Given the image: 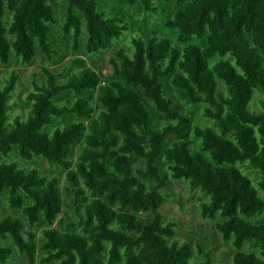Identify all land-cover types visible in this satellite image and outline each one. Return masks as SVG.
<instances>
[{"label": "trees", "instance_id": "obj_1", "mask_svg": "<svg viewBox=\"0 0 264 264\" xmlns=\"http://www.w3.org/2000/svg\"><path fill=\"white\" fill-rule=\"evenodd\" d=\"M52 1L0 0L1 64L11 54L24 66L60 57L51 42ZM136 1L157 14L152 0H128ZM175 4L181 8L164 27L176 32L178 47L134 37L132 54L119 48L106 72L81 58L61 70L42 67V79H31L25 118H10L19 74L4 80L0 199L20 217H0V264L14 253L27 264H214L201 245L194 248L203 260L193 261V246L177 241V224L159 213L171 181L206 199L203 217L221 219L215 229L234 250L233 264H264V0ZM65 7L62 33L76 53L83 46L102 54L128 30L94 0H65ZM168 86L186 104L202 105L200 117L212 122L192 127L196 147L173 139L191 122ZM32 161L64 171V186L20 165ZM245 164L257 182L238 168Z\"/></svg>", "mask_w": 264, "mask_h": 264}, {"label": "rangeland", "instance_id": "obj_2", "mask_svg": "<svg viewBox=\"0 0 264 264\" xmlns=\"http://www.w3.org/2000/svg\"><path fill=\"white\" fill-rule=\"evenodd\" d=\"M98 4L100 10L107 11L110 17H118L122 19L128 26V30L120 37V39L113 42V47L103 52L102 54L88 55L84 51V48L80 49L78 53L71 50L70 38H65L62 33V24L65 19V0H53L50 4L56 15V24L52 27L51 42L56 50H59L61 55L59 58H55L51 65H47L45 59L41 56L36 57L30 65L24 66L18 59H15L11 54L8 64L3 65L0 63V86L4 84V80L8 78L12 71H16L20 76V81L17 90L12 100V104H15V108L10 113V118L13 119L16 116L25 118L30 110V105L26 101V96L32 91L31 79L34 76L40 81L42 79L41 68L48 67L51 69L61 70L63 68L70 67V60L75 58H81L85 60L89 66L93 69L101 68L103 72L108 69V60L115 54L119 48H124L128 54H132L133 48L131 39L134 37L147 38L156 36L159 38L169 39L174 46L178 47L176 40V32L164 27V21L171 18L178 9L176 7L175 0H152L154 5L158 8V12L155 15L145 14L142 11V7L138 1L133 5H129L128 0H94ZM195 44H201L202 42H194ZM74 66H71L73 69ZM168 93L176 99L179 105L183 106V112L188 116L191 122V126H185L181 129L173 139H181L187 141L193 147L200 143L199 140L193 138V126H210L212 122L200 117V111L203 108L202 105L197 107L186 104L180 94L168 86ZM67 99L70 97L67 96ZM261 95H256L253 106L257 109L260 108L259 101ZM155 116L154 121L159 124L165 118L163 115L153 113ZM72 119L66 118L64 121H70ZM19 158L13 156L10 161H16ZM20 165L23 168H36L42 173H45L48 177L56 176L60 180L61 186H64V171L56 166H48L44 162L32 161L21 162ZM238 168L243 171V174L247 176L253 183L259 180L257 172L252 168L245 165H238ZM167 196V201L163 204L159 213L163 216L165 222H174L177 224L175 229V238L177 241L183 243L188 242L193 246V261L203 260V256L195 250L196 245H201L204 251H207L214 260V264H233L232 249L229 242H225L222 239L220 233L215 229V225L221 222V219L216 216L213 220L203 217L200 214V203L206 201V199L198 192L191 191L184 181H171L168 188L164 191ZM177 200L178 203L174 202ZM15 214L20 217L18 212L8 211L6 206V198L0 199V217L6 214ZM43 227L40 225L37 228V234ZM2 245L10 246L7 241H1ZM245 252H255L256 250H250L244 247ZM10 264H27L23 257L13 254V259ZM192 264V261H190Z\"/></svg>", "mask_w": 264, "mask_h": 264}]
</instances>
